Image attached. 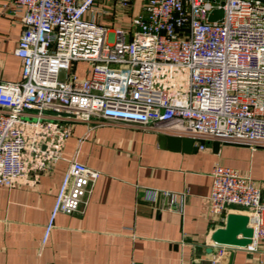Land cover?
<instances>
[{"label":"built area","instance_id":"built-area-1","mask_svg":"<svg viewBox=\"0 0 264 264\" xmlns=\"http://www.w3.org/2000/svg\"><path fill=\"white\" fill-rule=\"evenodd\" d=\"M12 6L23 25L15 49L21 79L0 80V187L25 185L32 171L63 160L72 125L93 119L192 138L202 142L200 150L206 142L264 145V0H13ZM128 11V25L99 22ZM215 11L222 18L208 21ZM77 64L85 66L84 77ZM99 176L82 163L68 165L43 243L58 214L87 204ZM211 178L210 214L230 206L248 211L253 235L245 249L254 252L264 240L261 189L220 164ZM159 194L168 211L182 210L168 191H148L147 199ZM224 247L218 255L231 248Z\"/></svg>","mask_w":264,"mask_h":264},{"label":"crops","instance_id":"crops-1","mask_svg":"<svg viewBox=\"0 0 264 264\" xmlns=\"http://www.w3.org/2000/svg\"><path fill=\"white\" fill-rule=\"evenodd\" d=\"M13 0H0V80L18 82L21 63L15 49L23 25L13 15ZM129 15L99 19L109 28L128 25ZM127 23V24H124ZM84 65L76 72L84 77ZM32 115V112L28 113ZM51 117L50 112H46ZM149 126L93 119L72 125L63 160L32 171L25 185L0 187V264H258L264 240L254 252L215 245L211 237L225 226L227 214L248 215L230 206L220 216L209 212L211 172L216 164L249 177L264 199V145L204 143V150L171 151ZM71 162L100 172L87 204L72 215L58 214L45 243L43 236L62 177ZM177 194L180 212H170L162 195Z\"/></svg>","mask_w":264,"mask_h":264},{"label":"water","instance_id":"water-1","mask_svg":"<svg viewBox=\"0 0 264 264\" xmlns=\"http://www.w3.org/2000/svg\"><path fill=\"white\" fill-rule=\"evenodd\" d=\"M222 18V11L213 12L208 21H215ZM171 151H183L185 153L194 152L197 147L194 146L196 140L187 137H164L162 142ZM202 144V142H199ZM213 149H219L220 143L213 142ZM249 218L242 214H227L225 226L216 229L211 240L217 246H228L231 248H247L252 244V230L248 227Z\"/></svg>","mask_w":264,"mask_h":264},{"label":"rangeland","instance_id":"rangeland-1","mask_svg":"<svg viewBox=\"0 0 264 264\" xmlns=\"http://www.w3.org/2000/svg\"><path fill=\"white\" fill-rule=\"evenodd\" d=\"M127 15H129V16H130V13H129V11L127 12ZM122 18H124V17H122ZM124 24H127V23H124ZM115 27H117V26H115ZM115 27H112V28H115ZM108 36L110 37L111 35L109 34ZM83 68H84V70H85V66H84Z\"/></svg>","mask_w":264,"mask_h":264}]
</instances>
